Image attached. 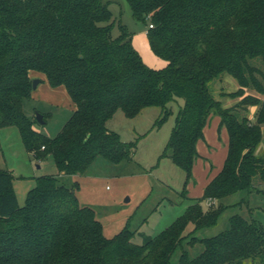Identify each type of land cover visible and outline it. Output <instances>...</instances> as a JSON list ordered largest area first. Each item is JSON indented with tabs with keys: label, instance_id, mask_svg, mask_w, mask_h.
<instances>
[{
	"label": "trees",
	"instance_id": "obj_1",
	"mask_svg": "<svg viewBox=\"0 0 264 264\" xmlns=\"http://www.w3.org/2000/svg\"><path fill=\"white\" fill-rule=\"evenodd\" d=\"M127 2L148 26V44L167 61L164 67L145 62L124 24L113 33L116 20L104 0H0V128L17 126L27 150L52 155L60 173L83 174L98 156L114 163L132 160L136 141H124L107 127L117 110L135 117L159 106L160 125L172 112L168 104L182 97L161 154L185 170L182 194L212 113L229 135L223 167L201 197L142 243L133 241L128 225L106 236L95 209L80 203L78 182L69 186L57 175H42L20 205L12 171L0 168V264L264 262V226L254 218L234 213L226 229L197 235L218 222L227 207L224 198L264 185V156L256 153L264 128V67L258 65L264 64V0ZM32 73L43 74L53 87L64 86L75 105L54 137L37 130V119L25 111L34 91ZM224 73L238 82L225 93L238 97L231 106L209 87ZM198 244L202 249L192 254Z\"/></svg>",
	"mask_w": 264,
	"mask_h": 264
},
{
	"label": "rangeland",
	"instance_id": "obj_2",
	"mask_svg": "<svg viewBox=\"0 0 264 264\" xmlns=\"http://www.w3.org/2000/svg\"><path fill=\"white\" fill-rule=\"evenodd\" d=\"M104 1L109 3L116 20L113 33L118 34V23L121 22L131 33L132 41L145 62L155 68L164 67L167 61L156 55L148 44L146 34L148 26L133 16L127 0ZM258 65L264 67L260 62ZM32 75L34 78H40V81L32 97L26 101L25 111L35 118L37 112L46 114L45 123L37 120L35 128L54 137L73 113L74 103L64 86L55 88L45 78L42 79L43 74ZM209 87L213 96L221 100L224 106H231L238 100V97L225 94L238 88L236 79L227 73L212 79ZM247 91L260 95L250 89ZM183 102L182 97L171 101L168 106L172 112L160 125L155 124L162 115L159 106L145 107L135 117H128L123 110H117L107 121V127L118 132L124 141H136L137 147L132 160L114 163L98 156L83 174L60 173L52 155L37 157L27 150L17 126L1 127L0 168L12 171L20 205L25 203L27 192L35 186L36 179L42 175H57L60 181L69 186L78 182L76 194L80 203L95 209L97 218L104 225L106 236H113L128 225L135 232L133 241L142 243L145 235L153 236L159 233L181 215L190 203L203 195L200 194V189L206 175L201 174L203 173L201 170L209 164L212 165V171H215L219 167L218 153L227 146L226 128L223 125L217 128L216 139L212 140L213 121L218 115L212 113L210 127L208 126L205 131V136L199 139L204 142L206 150H201L198 146V157L192 168V177L186 186V195H183L185 170L176 165L169 156L161 157ZM256 153L264 156V128L263 139ZM256 186L257 188L251 192L241 190L224 198L223 202L227 207L221 213L218 222L199 230L197 235L211 236L226 229L229 226V217L234 213H240L249 219L254 218L264 226V185L257 183ZM243 198L246 200L239 203ZM218 203L217 201L213 205L217 206ZM203 205L208 207L209 200L208 204L205 200ZM190 249L192 254H196L202 249V245L198 244L194 249ZM245 264L264 262L259 259L255 262L248 259Z\"/></svg>",
	"mask_w": 264,
	"mask_h": 264
},
{
	"label": "crops",
	"instance_id": "obj_3",
	"mask_svg": "<svg viewBox=\"0 0 264 264\" xmlns=\"http://www.w3.org/2000/svg\"><path fill=\"white\" fill-rule=\"evenodd\" d=\"M42 77V79H44L45 77L44 76H41ZM46 79V78H45ZM48 82V81H47ZM55 88H59L58 86L57 87H55ZM68 93V92H67ZM73 102V101H72ZM72 104V103H71ZM72 106H73V108H75V105L74 104H72ZM256 109H257V106L255 105V106H252L251 107V111H250V113H251V116H253L254 115V113H255V111H256ZM215 118V117H214ZM209 122H210V118H209V120H208V122H207V124H206V126L204 127V136H205V131L207 130V128H208V126L210 127V125H209ZM221 124H220V117L217 115V117L214 119V121H213V128H212V133L214 134V136H213V138H212V140H215L216 138H215V136H216V131H217V128H221V126H220ZM224 126V125H223ZM225 128H226V126H225ZM226 131H227V128H226ZM226 131H225V136H226V142H227V146H224L221 150H220V153H218L219 155H218V163H219V167L215 170V171H212V165H209L208 164V166H205V168H203L201 171L203 172V173H201V174H204V175H206V179L204 180V184H203V187H202V189H200V194L202 195L203 194V192H204V188H205V186L208 184V182L222 169V167H223V164H224V161H225V159H226V156H227V153H228V144H229V135H228V131H227V133H226ZM198 146H199V148L201 149V150H204L205 149V146H204V142L202 141V140H198V142H197V148H198ZM206 150V149H205ZM216 157H217V154L215 155ZM193 167H194V165H193ZM212 171V172H211ZM206 203L208 204V200H206Z\"/></svg>",
	"mask_w": 264,
	"mask_h": 264
},
{
	"label": "water",
	"instance_id": "obj_4",
	"mask_svg": "<svg viewBox=\"0 0 264 264\" xmlns=\"http://www.w3.org/2000/svg\"><path fill=\"white\" fill-rule=\"evenodd\" d=\"M40 81V78H33V88L35 89L38 82ZM36 119L40 122V123H45V119H44V115L41 112H37L36 114Z\"/></svg>",
	"mask_w": 264,
	"mask_h": 264
},
{
	"label": "built area",
	"instance_id": "obj_5",
	"mask_svg": "<svg viewBox=\"0 0 264 264\" xmlns=\"http://www.w3.org/2000/svg\"><path fill=\"white\" fill-rule=\"evenodd\" d=\"M150 26H152V24H150ZM44 147V146H43ZM210 202V201H209Z\"/></svg>",
	"mask_w": 264,
	"mask_h": 264
}]
</instances>
